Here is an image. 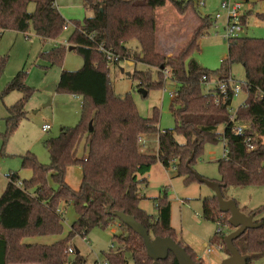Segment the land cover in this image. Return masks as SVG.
<instances>
[{
  "label": "trees",
  "instance_id": "trees-1",
  "mask_svg": "<svg viewBox=\"0 0 264 264\" xmlns=\"http://www.w3.org/2000/svg\"><path fill=\"white\" fill-rule=\"evenodd\" d=\"M82 1L92 14L82 22L71 21L75 30L68 44L82 55L84 65L77 71L63 70L57 85V92L83 98L81 118L77 125L64 127L58 136L43 141L50 156L49 164L40 163L32 152L23 156V168L32 171L30 179L22 180L17 172L7 175L8 184L0 196V264H88L81 253L76 254L77 249L69 253L73 239L77 235L86 238L92 229H106L110 225H118L120 231L113 235L114 248L105 253L109 264H128L127 254L136 264H152L144 239L114 215L117 211L134 216L152 238L171 237L194 261L204 264L190 245L178 240L171 226L167 195L154 199L157 214L153 215L141 207L140 188L149 184L147 174L157 162L165 168L174 166L186 184L198 181L193 164L202 158L206 145H218L221 137L226 140L227 154L217 161L221 174L217 182L222 185L224 198L230 185L264 186V141L256 140L257 149L249 152L244 136L235 133L231 121L232 88L227 95H219L202 82L204 75L227 80L232 77L231 65L242 64L248 98L245 106L238 109L236 122L249 123L248 134L264 137V38L240 36L227 40V58L222 60L220 69L211 71L192 58L199 49V39L215 24L210 17L200 16L194 0ZM167 3L180 15L189 11L199 15V25L190 39L179 53L171 56L157 48V10ZM67 22L56 0H0V41L4 31L26 34L31 30L42 41L55 40L67 28ZM134 40L138 42L136 48L130 45ZM100 45L120 55L121 61L146 65L148 70H136L132 77L148 93L164 88L165 70L170 71L168 78L178 84L170 105L176 122L173 129L160 130L158 108L150 118H145L138 112L131 94L114 93L110 66L119 63L109 62L99 50ZM66 49L67 46L57 47L42 55L52 65L61 66ZM8 61V56H0V81ZM153 69H158L159 80H154ZM26 77L27 72L20 71L0 93L2 98L13 91L22 93L8 107L6 137L27 116L26 107L35 91L27 85ZM148 134L158 135L157 154L141 150L140 139ZM177 135H182L185 142L180 143ZM83 142L85 154L81 158L78 150ZM74 165L82 171L77 190L66 181L67 170ZM71 204L78 218L65 238L53 244L24 242L26 238L62 235L63 211ZM258 213L251 211L247 215H254L261 226L247 230L234 241L239 252L247 257V264H256L264 256V217L257 219ZM203 216L230 225L231 232L235 230L229 223L230 213L220 211L215 195L204 199ZM161 264L179 262L170 252Z\"/></svg>",
  "mask_w": 264,
  "mask_h": 264
},
{
  "label": "rangeland",
  "instance_id": "rangeland-1",
  "mask_svg": "<svg viewBox=\"0 0 264 264\" xmlns=\"http://www.w3.org/2000/svg\"><path fill=\"white\" fill-rule=\"evenodd\" d=\"M198 12L202 17H210L215 24L208 34L199 39V49L192 54V58L203 67L216 71L221 68L222 60L228 56V41L223 37L226 25V15L221 10L220 0H194ZM243 15L247 20L244 23V30L241 36L253 38H264V0H256L255 3L242 0ZM31 10L34 5H31ZM60 11L68 21L67 28L55 40L42 41L32 30L28 33L16 31H4L0 41V56H8L9 61L4 75L0 81V93L7 86L14 76L20 71L27 72L26 83L34 89V94L27 104V116L18 128L6 137V117L8 107L15 104L22 93L13 91L4 98L0 96V196L8 182L7 175L17 172L22 180L30 179L32 171L22 166L23 156L28 152L35 154L42 164L50 163V156L43 141L59 135L62 127H73L81 118L83 98L69 93L57 92V85L61 72L77 71L84 65L82 55L77 50H69L68 40L75 30L73 21H83L90 15L83 5L60 7ZM218 13L222 17L215 19ZM199 15L188 12L180 15L175 8L167 3L157 10V48L166 54L167 47L176 49L179 53L184 44L190 39L196 27L199 25ZM183 25L182 29H176ZM133 48L138 46L137 41H132ZM176 45V46H175ZM67 46L63 57V64L52 65L51 61L44 57V52ZM122 69L124 71H122ZM146 71L148 67L142 63H135L132 60L121 61L117 66H110V82L115 94L125 96L131 94L141 116L150 118L155 108L160 111V130L173 129L176 126L175 118L171 111L170 92H176L178 84L171 78L169 70H165V86L162 89H151L147 96L140 92L139 81L132 77L135 71ZM231 76L236 83L242 84L246 80L244 66L240 63L231 65ZM130 73L131 75H128ZM167 73V74H166ZM168 75V76H167ZM154 80H159L158 69H153ZM248 98V92L243 89L238 96L233 98L231 109L237 111ZM50 104V105H49ZM53 124L51 131H43L44 123ZM180 143L185 142L182 135L176 136ZM147 142L148 152L151 154L158 151V135L148 134L141 139ZM146 145V143H145ZM84 142L78 150V156L83 157ZM224 144L206 145L202 158L193 164L196 174L211 180L218 181L221 178L218 160L224 156ZM149 185H143L140 193L143 197L141 207L148 213L156 215L154 199L167 195L171 203V226L175 229L178 240L190 245L204 264H221L229 256L224 238L232 229L230 225L223 224L222 234L217 233V223L203 216V202L207 197L215 195V192L205 183L195 181L190 184L184 182V176H180L174 166L165 168L157 162L148 176ZM82 180L81 167L74 165L67 170L66 181L72 188L78 189ZM226 199L236 201L238 207L246 214L251 211H260L257 219L264 217V186L235 187L230 185L226 188ZM64 233L67 236L72 223L78 218L74 205L64 209ZM118 225H110L103 229L96 227L84 238L77 235L72 241V248L79 250L88 264L102 262L105 253L111 249L113 235L119 234ZM124 231V230H122ZM44 237L40 238L43 239ZM38 239V238H37ZM52 242L51 238H45ZM39 242V241H36ZM219 245H224L220 250ZM209 249H211L209 251ZM128 264H136L130 254H127ZM256 264H264V256Z\"/></svg>",
  "mask_w": 264,
  "mask_h": 264
},
{
  "label": "water",
  "instance_id": "water-1",
  "mask_svg": "<svg viewBox=\"0 0 264 264\" xmlns=\"http://www.w3.org/2000/svg\"><path fill=\"white\" fill-rule=\"evenodd\" d=\"M69 50H74V47H69ZM122 71L124 70L122 69ZM128 75L131 74L128 73ZM140 92H142L144 96L148 95V91L144 88H140ZM92 124L91 121L89 126L91 131L93 130ZM193 173L199 182L205 183L215 192L220 211L222 213H230L229 223L235 228L233 232L227 234L224 238L229 256H227L221 264H247V257L239 252L234 245V241L241 237L247 230L259 228L262 223H257L254 220V215H247L241 211L235 200L225 199L222 193L221 183L208 180L196 174L194 171ZM108 210L110 212V207ZM114 215L144 239L148 256L153 260L152 264H161L162 260L168 258L170 252L175 255L179 264H200L194 261L186 250L171 237L157 236L152 238L145 226L137 221L134 216L128 215L123 211L114 212ZM79 253V250H76V254Z\"/></svg>",
  "mask_w": 264,
  "mask_h": 264
},
{
  "label": "built area",
  "instance_id": "built-area-1",
  "mask_svg": "<svg viewBox=\"0 0 264 264\" xmlns=\"http://www.w3.org/2000/svg\"><path fill=\"white\" fill-rule=\"evenodd\" d=\"M199 4L205 5V2L201 0ZM220 7H221V10L226 15V25L224 27L223 37L227 40L240 37L244 30L243 28L244 27L243 2L241 0H220ZM221 17H222V14L218 13L215 19L218 20ZM99 50L103 51L106 54L109 62L120 63L122 60L120 55L115 54L112 50L106 49L103 45L99 46ZM202 82L207 87V89L209 90L215 89L214 93H218L219 95H227V93L229 92V88H232L231 90H232L233 98L235 96H238L243 89H246L244 82L242 84H238L232 77H229L227 80H224V79L221 80L214 76L209 77L208 75H204L202 77ZM170 96L171 98H174L176 96V92H170ZM242 106H245V102ZM237 111H233L230 108V117H231V121L234 123V131L237 135L244 136L247 150L249 152L254 151L258 147V144L255 143V141L257 140L258 143L261 140L264 141V137H261L257 133L248 134L247 131L250 129V125L247 122H236ZM50 129H51L50 124H46L43 126L44 131H49ZM221 141L224 144V155L223 156L226 157V154H227L226 140L224 137H221ZM217 225H218L217 233L222 234L224 231L222 222H218ZM111 248H114V244H112ZM219 249L223 250L224 245H219ZM210 250L211 249H209V251ZM73 252H74V249L70 248L69 253H73ZM96 264H109V262L104 258L102 262H97Z\"/></svg>",
  "mask_w": 264,
  "mask_h": 264
},
{
  "label": "crops",
  "instance_id": "crops-1",
  "mask_svg": "<svg viewBox=\"0 0 264 264\" xmlns=\"http://www.w3.org/2000/svg\"><path fill=\"white\" fill-rule=\"evenodd\" d=\"M201 1V0H200ZM242 1V0H241ZM247 2H250V3H255L256 2V0H253V1H249V0H246ZM243 2V1H242ZM56 3H57V6H58V8L60 9V7H65V5H67V7L68 6H74V5H83V1L82 0H56ZM200 3V2H199ZM244 3V2H243ZM84 6V5H83ZM205 6V5H204ZM85 7V6H84ZM86 8V7H85ZM87 9V8H86ZM88 10V9H87ZM89 11V10H88ZM190 12V11H189ZM89 13H90V15L92 14L90 11H89ZM89 15V16H90ZM201 16V15H200ZM246 17V16H245ZM246 20H247V18H246ZM198 23H199V21H198ZM182 27H183V25L181 24L176 30L177 31H179V30H181L182 29ZM176 46V45H175ZM175 51H176V49H172V48H168L167 47V50H166V53H167V55L168 56H171V55H175ZM50 105V104H49ZM46 124H50L51 125V129L49 130V131H51L52 129H53V124H51V123H49V122H46V123H44L43 124V126L44 125H46ZM43 126H42V129H43ZM64 127H62V129H63ZM61 129V130H62ZM60 130V131H61ZM44 131V130H43ZM48 131V132H49ZM45 132H47V131H45ZM143 137H145V135L144 136H142V138ZM47 139V138H46ZM145 143H146V145H145ZM147 145H148V143L147 142H143V146L141 147V150L143 151V152H145V153H149V154H151L150 152H148L147 150H148V148H147ZM157 153H158V151H157ZM157 153H153V154H157ZM152 170V169H151ZM151 172V171H150ZM150 172L147 174V178H148V176H149V174H150ZM148 181H149V179H148ZM7 184H8V182H7ZM7 184H6V186H7ZM149 185V184H148ZM48 238H51V240H52V242H47V241H45L46 239V237H44L43 239H40V238H42V237H34V238H26L25 240H24V242H26V243H31V244H33V243H40V244H53V243H55V242H57V241H59V240H61V239H63V238H65L66 236H63V235H58V236H47ZM38 238V239H37ZM36 241H39V242H36ZM97 263V262H96Z\"/></svg>",
  "mask_w": 264,
  "mask_h": 264
}]
</instances>
